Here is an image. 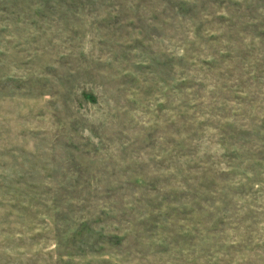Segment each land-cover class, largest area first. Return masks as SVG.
<instances>
[{
    "label": "rangeland",
    "instance_id": "1",
    "mask_svg": "<svg viewBox=\"0 0 264 264\" xmlns=\"http://www.w3.org/2000/svg\"><path fill=\"white\" fill-rule=\"evenodd\" d=\"M0 264H264V0H0Z\"/></svg>",
    "mask_w": 264,
    "mask_h": 264
}]
</instances>
